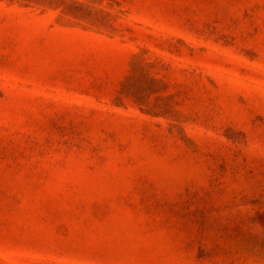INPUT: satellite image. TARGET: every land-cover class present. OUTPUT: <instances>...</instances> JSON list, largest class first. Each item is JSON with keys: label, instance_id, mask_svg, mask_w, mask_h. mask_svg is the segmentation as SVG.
I'll return each mask as SVG.
<instances>
[{"label": "rangeland", "instance_id": "374dc122", "mask_svg": "<svg viewBox=\"0 0 264 264\" xmlns=\"http://www.w3.org/2000/svg\"><path fill=\"white\" fill-rule=\"evenodd\" d=\"M0 264H264V0H0Z\"/></svg>", "mask_w": 264, "mask_h": 264}]
</instances>
